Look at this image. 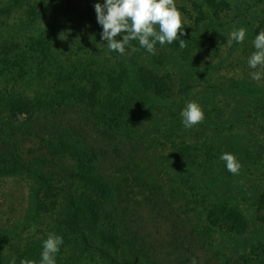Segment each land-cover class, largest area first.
I'll use <instances>...</instances> for the list:
<instances>
[{"label":"rangeland","instance_id":"374dc122","mask_svg":"<svg viewBox=\"0 0 264 264\" xmlns=\"http://www.w3.org/2000/svg\"><path fill=\"white\" fill-rule=\"evenodd\" d=\"M48 1L23 0V5L6 13L2 8L12 1L0 0V151L14 152L16 146L15 150L19 148V154L32 162L45 151L49 154L43 165L33 163V172L0 177V264H21L22 260L39 264L42 242L50 233L63 237L56 264H124L125 260L129 264H191L193 257L198 264H255L251 252L264 248V78H251L256 69L248 66V58L256 50L253 41L264 16V0H174L182 14L181 39L186 41L182 51H189L184 58L185 54H179V41L163 47L157 43L156 55L140 48L138 41L131 42L140 48L138 52L126 49L130 55L110 51L107 41L101 40L103 29L94 8L104 0ZM55 4L57 9L61 5L73 12L70 22L61 21L51 29L61 41L53 48L59 55L56 72L59 67L72 71L80 52L91 54L95 63L80 66L91 73L99 66L103 74L96 86L87 80L79 86L92 95L94 90L101 92L97 88L100 83H106L107 65H119L125 59L133 75V59L146 69L115 86L108 85L113 99L129 91L134 94L135 99L121 102L128 116L134 114L128 126L119 117L111 115L114 119L109 121L105 112L94 115L85 105L73 103L36 112L33 117L5 110L6 102L13 105L14 100L46 96L51 86L50 78L43 77L46 72H41L40 49L34 48L29 38L41 33L47 22H57L55 10L47 14ZM38 8L41 14L36 22L32 13ZM241 27L247 30L246 39L243 43L233 41L229 47L230 32ZM48 75L52 78L54 74ZM190 101L202 107L205 119L185 129L179 125L180 112ZM157 127L161 131L171 127L176 140L182 135L189 144L205 147L215 142L221 154L230 152L239 159V175L231 174L225 163L216 169L206 168L199 188L171 198L169 176L179 180L183 168L165 164L166 152L162 150L146 152L145 144L152 142ZM139 136L147 142L140 144ZM66 139H76L99 163L100 179L116 180L117 206L111 197L99 227L122 234V238L96 233L85 246L72 232L67 223L72 212L69 195L75 190L70 176L78 163L69 160L60 143H69ZM135 148L144 149L137 152ZM197 158L198 164L202 158ZM37 199L40 214L24 219ZM194 204L201 208L199 212L193 209ZM224 208L226 224L216 216ZM229 208L243 215L240 223L227 215ZM110 212L112 220L106 219ZM56 218L66 222L59 223ZM113 222L116 224L111 226Z\"/></svg>","mask_w":264,"mask_h":264},{"label":"trees","instance_id":"16d2710c","mask_svg":"<svg viewBox=\"0 0 264 264\" xmlns=\"http://www.w3.org/2000/svg\"><path fill=\"white\" fill-rule=\"evenodd\" d=\"M11 1L12 3L10 2L11 4H7V6L2 8V11L9 13L15 7L23 5V0ZM53 1L54 0H49L48 2ZM31 7L32 9H35L34 4H32ZM58 8L59 9H57V6L55 4L52 9L47 11V14H50V12L53 10L57 12V16H55L57 22H47L44 26L45 28L41 33L34 34L29 38L32 46L34 48L39 47L38 49H40L42 55L41 66L43 65L41 72H46L47 74H43V77L47 76L50 78L51 86L46 96L39 95L30 101L14 100L13 105L6 102L4 104L5 110L11 112H13L14 110H17L19 112H26L31 117H33V114L36 112H50L51 110L61 109L63 106H67L69 103H73L72 105H85V109L88 108L89 112L94 113V115H99L100 113L104 115L105 112L107 114V117H110L109 121H112L114 118L119 117L122 120L121 123L128 126L129 122H131L132 120L130 117H134V114L128 116L125 113L127 112V108H122L121 102L125 99H129V97L133 98L134 94L129 91L126 96L119 99L118 95H116V97L113 99L112 88H109L108 85L115 86L125 79L128 80L132 77H136V74H139L140 72H146V69L141 68V64H138V62L133 59H131L130 61V64L132 65V67H134V71H136V74L133 75L130 74L127 68L128 66L125 65V59L119 62V65H107L105 66L104 70L106 72V83H100V86H97V88L100 89L101 92L94 90L92 95H90L87 90H84V88H81L79 86V84L84 80L92 83V86L98 84L97 78L100 74H103L102 68L99 66H97V69L94 70V73H91V70L89 71L87 67L80 66V64L87 62L95 63V61L91 57V54L80 52L77 64H72L73 73L70 69H65L62 67H59L58 72H56L54 69V64L56 65L59 55L56 54L53 48L61 41L57 38L56 35L52 33L51 29L56 24L61 23V21L67 23L70 22L73 16V12L70 9L66 7L64 8L61 5H59ZM2 11H0V13ZM40 14L41 8L33 11L32 15L34 17V21L38 22L36 18L39 19ZM220 15L223 16L222 13ZM209 20H213V18L209 17ZM261 31H264V16L260 20L257 27V35ZM66 45L73 46V44L67 42ZM78 50L80 49L78 48ZM182 50L183 49L179 51V54H185V56H183L184 58L189 54V51L183 52ZM50 73L54 74L52 78L50 77V75H48ZM159 83L163 84L164 82ZM121 113L123 115H121ZM179 125H181L180 127L183 126V124ZM62 134L63 133H61V136ZM58 139H61L59 134ZM138 139L140 141V144L142 142H147L145 139H143L142 136H139ZM150 140H152V142H147L145 144L147 153H150L152 151L160 152L162 150L166 152L167 158L165 159V164H168L170 166H172V164H178L183 168L181 172H178V174L180 175L179 180L174 181L172 180V176H169L170 182L172 184L170 188L171 198L173 196L176 197L179 194H186L188 192H191L192 190H195L196 187L199 188L201 183L200 181L203 178V175L206 174L208 168L211 167L216 169V167L221 163L224 165V162L219 158L221 155V149L216 145L215 142L211 143L210 141L208 144L211 145L202 147L199 146V143L189 144V139L182 135H179L176 140V134L171 127L164 129V131H161L160 127H157L155 131V137L151 138ZM72 141L69 140V143L67 144H65L63 140L60 141V143L65 146V149H67L66 152L68 154L69 160L78 163L77 168L70 176L74 181L72 183V186L75 190L73 194L71 192V194L69 195V200L72 204V212L68 214L69 218L67 219V223L72 227V232L78 235V238L85 246H88V244L92 243L91 236L95 235L96 233H103L106 236H110V238L112 239L122 238V234L115 233L111 230H106L105 232V230L102 231L99 227L100 225H102L105 219L102 216V212L107 206L108 201L111 200V197H113L114 204L115 206H117L114 198L116 196L115 189L118 187V185L114 186L116 180H113L111 182L109 180L100 179L98 176L101 167L99 163L90 158L88 153L81 149L76 139H73ZM182 147L187 150L178 152L177 149H180ZM15 148L16 146L14 147V152L6 153L5 151H0V177L15 172H33V163L35 165H37V163H41L43 165V163L46 161V156H49V154L45 151L43 154L35 156L34 160L36 159V162H32L30 158L26 159L22 154H19V148L16 150ZM142 149L144 148H135L134 150L138 152ZM117 151H119V149ZM199 156L202 158V161L198 162L197 164L196 161H199L197 158ZM55 163L57 162H54L53 164L55 165ZM117 172L120 171L117 170ZM169 173L173 174L172 172ZM42 179L44 178L42 177ZM126 179L129 181L128 176H126ZM121 188L123 187H120V189ZM186 189L187 192L185 191ZM189 194L190 196L192 195L191 193ZM201 196H204V194H201ZM36 201L37 204H35L34 210H28V212H26V214L24 215V219H31L34 215L40 214L39 199H37ZM193 202L196 203V200ZM195 208L198 210V212L201 210V208L194 204L193 209ZM224 210H227V208H224L223 211L220 210L219 213H216V216H219L217 218L219 222L221 220L222 223L226 224L228 222L223 216ZM111 212L108 214V217L106 219H113L111 217ZM207 213L210 214L211 212L207 210ZM227 215L229 217H236V221L238 223H240L243 216L240 212L234 209L228 210ZM55 221L59 223L66 222V220H59V218H56ZM115 224L116 223L113 222L111 223V226ZM226 229L228 231H234L237 230V227H226ZM251 254L256 257L254 259L255 264H264V248H262L260 251H253L251 252ZM125 259L126 257H124L123 260ZM123 263L129 264L128 260H125Z\"/></svg>","mask_w":264,"mask_h":264},{"label":"clouds","instance_id":"9594fccd","mask_svg":"<svg viewBox=\"0 0 264 264\" xmlns=\"http://www.w3.org/2000/svg\"><path fill=\"white\" fill-rule=\"evenodd\" d=\"M94 8L97 23L103 29L101 40L107 41L110 51L130 55L143 48L156 55L157 43L163 47L174 41H179L181 49L186 47V41L181 39L184 35L182 14L174 0H104L103 4L96 3ZM118 36L122 39H116ZM246 37L245 28L234 29L229 34L228 46L231 47L233 41L243 43ZM132 41H138L140 48L132 46ZM253 45L256 50L248 58V66L256 69L251 72V78L260 81L264 78V31L255 37ZM128 48H131V53L126 51ZM180 116L185 129L196 127L205 119L202 107L195 101L188 102ZM219 158L231 174L239 175L242 164L233 153L224 152ZM62 244V236L50 233L42 242L39 264H56L55 257ZM21 264L34 262L22 260ZM191 264H198L195 257L191 259Z\"/></svg>","mask_w":264,"mask_h":264}]
</instances>
